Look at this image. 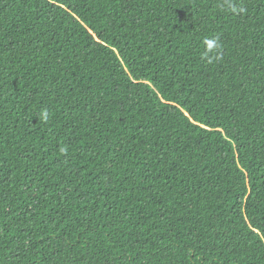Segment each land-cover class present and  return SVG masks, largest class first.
<instances>
[{"label": "trees", "instance_id": "obj_1", "mask_svg": "<svg viewBox=\"0 0 264 264\" xmlns=\"http://www.w3.org/2000/svg\"><path fill=\"white\" fill-rule=\"evenodd\" d=\"M0 264H264V0H0Z\"/></svg>", "mask_w": 264, "mask_h": 264}, {"label": "clouds", "instance_id": "obj_2", "mask_svg": "<svg viewBox=\"0 0 264 264\" xmlns=\"http://www.w3.org/2000/svg\"><path fill=\"white\" fill-rule=\"evenodd\" d=\"M206 43L208 44L209 48L214 46V41H207ZM43 115H44V118L46 119L47 118V113L45 112Z\"/></svg>", "mask_w": 264, "mask_h": 264}]
</instances>
